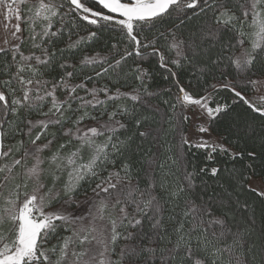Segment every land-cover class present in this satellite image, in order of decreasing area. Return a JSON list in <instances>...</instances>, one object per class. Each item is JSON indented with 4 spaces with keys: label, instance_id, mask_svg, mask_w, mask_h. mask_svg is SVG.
Wrapping results in <instances>:
<instances>
[{
    "label": "snow or ice",
    "instance_id": "6c2138e0",
    "mask_svg": "<svg viewBox=\"0 0 264 264\" xmlns=\"http://www.w3.org/2000/svg\"><path fill=\"white\" fill-rule=\"evenodd\" d=\"M0 8V264H264V0ZM237 102L252 120L213 135Z\"/></svg>",
    "mask_w": 264,
    "mask_h": 264
},
{
    "label": "trees",
    "instance_id": "16d2710c",
    "mask_svg": "<svg viewBox=\"0 0 264 264\" xmlns=\"http://www.w3.org/2000/svg\"><path fill=\"white\" fill-rule=\"evenodd\" d=\"M24 26V25H23ZM168 24L164 23L161 30L163 28L167 27ZM82 34H85L82 32ZM116 36V33H113L111 31H101L99 39L95 42H93L91 45H89L85 51L87 52H92L93 50L95 51H103L106 50L111 43L115 42L113 37ZM77 56L81 55V53H77ZM131 63V60L129 61ZM145 67H148L152 71V79L150 81V90L158 92L159 93V100L154 101L155 103H160L161 107V113L156 116V124H154V127L159 126V122L161 120V115H163V112L167 110V105H164L161 101L164 99L172 100L176 93V89L174 85L172 84L171 79H165L164 77L167 75V73L160 69L155 61H152L150 64H146ZM260 65L257 64V68H259ZM179 73V78L182 83L185 85L191 83L193 86L194 90L196 89V81L192 78V73L191 71L187 69H177ZM103 83V81H101ZM203 81H201V84ZM171 88L172 93L169 95L167 92V89ZM253 91H249L247 94L250 96ZM226 94H221V97H223ZM231 103V100L228 101ZM253 117V113H251L247 107L242 103V102H237L234 105L233 111L230 114L229 117L225 118V121L222 122L220 125H217L215 128V131L213 132L214 134H223L226 135L229 139L234 140V135L232 131H229V128H235L236 125H243L246 121H251ZM176 123H179V121H175ZM257 125L259 124V121H256ZM189 127V125H188ZM174 135V133H171L169 138H171ZM243 146V145H242ZM257 150H259V145L257 142ZM189 159L191 161V164L196 167L204 166L205 164H208L210 162L206 161L205 159V154L202 151L198 150H193L192 152L189 153ZM248 200H254L255 198L251 194H246V197Z\"/></svg>",
    "mask_w": 264,
    "mask_h": 264
},
{
    "label": "rangeland",
    "instance_id": "374dc122",
    "mask_svg": "<svg viewBox=\"0 0 264 264\" xmlns=\"http://www.w3.org/2000/svg\"><path fill=\"white\" fill-rule=\"evenodd\" d=\"M3 21H4V15H3V9L0 8V41L3 40V38L7 35V33L5 32L4 30V27H3ZM12 23H15V21L13 20ZM22 27H24L22 25ZM257 95H259L258 93L256 92H253L252 94H250V98L251 97H256ZM189 127H191V124H189ZM213 135H216L213 133Z\"/></svg>",
    "mask_w": 264,
    "mask_h": 264
}]
</instances>
